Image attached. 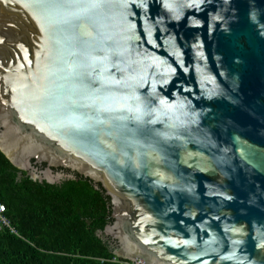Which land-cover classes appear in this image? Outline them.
Instances as JSON below:
<instances>
[{
  "label": "water",
  "instance_id": "95a60500",
  "mask_svg": "<svg viewBox=\"0 0 264 264\" xmlns=\"http://www.w3.org/2000/svg\"><path fill=\"white\" fill-rule=\"evenodd\" d=\"M0 151L101 185L118 257L264 264V0H0Z\"/></svg>",
  "mask_w": 264,
  "mask_h": 264
},
{
  "label": "trees",
  "instance_id": "16d2710c",
  "mask_svg": "<svg viewBox=\"0 0 264 264\" xmlns=\"http://www.w3.org/2000/svg\"><path fill=\"white\" fill-rule=\"evenodd\" d=\"M0 204L15 230H0V264H120L99 235L111 223L101 185L79 174L58 184L33 180L0 151Z\"/></svg>",
  "mask_w": 264,
  "mask_h": 264
},
{
  "label": "flooded vegetation",
  "instance_id": "af4514ba",
  "mask_svg": "<svg viewBox=\"0 0 264 264\" xmlns=\"http://www.w3.org/2000/svg\"><path fill=\"white\" fill-rule=\"evenodd\" d=\"M30 166H31L30 170L22 171V172H25V174L29 177L32 176V172H36L37 174L42 175L43 171H45L47 169V165L45 163H37L35 160H31ZM51 169H52V173L55 174L54 177L58 178V181H56L54 184L61 183L64 180L74 179L75 174H77V173L71 172L69 170L62 169V168H51ZM20 175L21 174H19V176ZM42 181H45L46 183H48L50 180H48L47 178L46 179L44 178ZM111 214H112V206H111ZM111 214H110L111 223L109 225H111L113 223V219H112ZM103 232H101L99 235L103 236L105 239L109 240V244L115 249L114 250V252H115L119 247L118 242L115 239H113L109 236H106Z\"/></svg>",
  "mask_w": 264,
  "mask_h": 264
},
{
  "label": "built area",
  "instance_id": "2783aa9c",
  "mask_svg": "<svg viewBox=\"0 0 264 264\" xmlns=\"http://www.w3.org/2000/svg\"><path fill=\"white\" fill-rule=\"evenodd\" d=\"M5 206L0 204V230L3 228H9L12 232L15 230L11 227L9 220L5 217ZM120 264H145L142 259L135 258L132 260L121 258L119 261H115Z\"/></svg>",
  "mask_w": 264,
  "mask_h": 264
},
{
  "label": "clouds",
  "instance_id": "9594fccd",
  "mask_svg": "<svg viewBox=\"0 0 264 264\" xmlns=\"http://www.w3.org/2000/svg\"><path fill=\"white\" fill-rule=\"evenodd\" d=\"M120 258V257H119Z\"/></svg>",
  "mask_w": 264,
  "mask_h": 264
},
{
  "label": "rangeland",
  "instance_id": "374dc122",
  "mask_svg": "<svg viewBox=\"0 0 264 264\" xmlns=\"http://www.w3.org/2000/svg\"><path fill=\"white\" fill-rule=\"evenodd\" d=\"M121 258V257H120Z\"/></svg>",
  "mask_w": 264,
  "mask_h": 264
}]
</instances>
